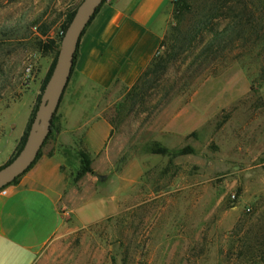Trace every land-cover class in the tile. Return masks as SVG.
<instances>
[{
	"label": "rangeland",
	"instance_id": "1",
	"mask_svg": "<svg viewBox=\"0 0 264 264\" xmlns=\"http://www.w3.org/2000/svg\"><path fill=\"white\" fill-rule=\"evenodd\" d=\"M80 1L0 0L2 153L31 118L60 48L67 14ZM227 20L223 16L209 24L221 28ZM260 35L236 39L226 53L203 58L199 51L209 38L204 32L185 46L132 110L116 109L129 88L120 83L96 96L93 92L90 101L73 110V119L103 117L113 121V129L107 155L89 154L90 172L77 175V152L87 151L80 137L65 148L71 170L65 194L73 196L62 197L60 209L111 191L117 211L84 227L63 216L33 264H264ZM50 41L52 47L44 51L43 44ZM74 82L70 76L48 144L60 127L66 89ZM79 82L89 86L85 79Z\"/></svg>",
	"mask_w": 264,
	"mask_h": 264
},
{
	"label": "crops",
	"instance_id": "2",
	"mask_svg": "<svg viewBox=\"0 0 264 264\" xmlns=\"http://www.w3.org/2000/svg\"><path fill=\"white\" fill-rule=\"evenodd\" d=\"M171 15L172 0H104L100 4L78 41L71 73L75 82L62 99L60 127L52 143L45 142L6 194L0 192V264H33L36 251L52 238L67 214L84 227L117 211V196L111 191L63 212L60 209V199L73 196L65 194L71 176L65 148L80 137L91 156H105L112 132L107 119L84 122L73 119L72 112L90 101L93 92L96 96L118 83L129 87L157 53ZM81 79L89 86L81 84ZM27 121L7 140L3 153L0 150V166L14 153ZM75 161L79 165L78 157Z\"/></svg>",
	"mask_w": 264,
	"mask_h": 264
},
{
	"label": "trees",
	"instance_id": "3",
	"mask_svg": "<svg viewBox=\"0 0 264 264\" xmlns=\"http://www.w3.org/2000/svg\"><path fill=\"white\" fill-rule=\"evenodd\" d=\"M172 5L171 21L159 43V49L163 48V52L159 53L158 49L157 53L148 61L144 69L136 77L135 81L129 86V88H127L122 96V100L116 105L117 110H132L138 101L143 98L146 90L158 81V79L167 71L171 63L178 58L180 52L185 50V46L197 36H202L204 32L209 34V38L204 42L199 51V53L202 54L200 56H203V58H208L213 54L226 53L231 49L234 40L242 39L248 41L252 34L259 36L260 33V36L264 39V0H238L235 5H231L227 0L220 3L217 1L205 3V1L199 2L198 0H177L172 2ZM75 9L67 14V18L63 25L64 30L70 22ZM223 16H227L228 20L221 28L209 24L212 19L219 17L222 18ZM51 43L52 41H50V43H44L42 46L43 50L45 51L51 48ZM76 54L77 52L75 51L74 60ZM55 59L56 57L51 62L42 81L41 92L51 73ZM117 82L118 81H116V83ZM41 92L37 96V105ZM35 110L31 114V118L28 120L25 131L19 139L10 159L22 147L30 123L33 120ZM54 117L55 113L51 118L50 131L44 140L43 145L52 132ZM108 122L113 129V121L108 120ZM77 153L80 160V166L77 171V175L79 176L84 172H90L92 169L90 167L91 159L89 153L83 149L78 150ZM16 179L17 178L6 186L12 185Z\"/></svg>",
	"mask_w": 264,
	"mask_h": 264
},
{
	"label": "water",
	"instance_id": "4",
	"mask_svg": "<svg viewBox=\"0 0 264 264\" xmlns=\"http://www.w3.org/2000/svg\"><path fill=\"white\" fill-rule=\"evenodd\" d=\"M103 0H81L65 28L51 73L40 94L33 120L19 151L0 166V189L26 171L36 159L49 131L55 113L70 78L80 36ZM101 180L102 175L94 173Z\"/></svg>",
	"mask_w": 264,
	"mask_h": 264
},
{
	"label": "built area",
	"instance_id": "5",
	"mask_svg": "<svg viewBox=\"0 0 264 264\" xmlns=\"http://www.w3.org/2000/svg\"><path fill=\"white\" fill-rule=\"evenodd\" d=\"M63 32H64V31H63ZM63 32H62V34H63ZM10 186H11V185H9V186H5V187L1 188V189H0V192H1L2 194H6V193L8 192V189H9Z\"/></svg>",
	"mask_w": 264,
	"mask_h": 264
}]
</instances>
